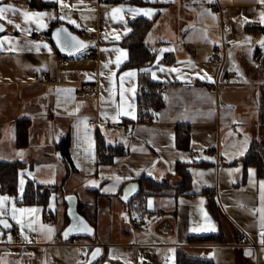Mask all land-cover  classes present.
<instances>
[{"label":"crops","instance_id":"0c3cea01","mask_svg":"<svg viewBox=\"0 0 264 264\" xmlns=\"http://www.w3.org/2000/svg\"><path fill=\"white\" fill-rule=\"evenodd\" d=\"M44 1L52 7L30 10L25 0L0 3L17 10L0 19L5 27L0 34V161L24 164L17 192H0V219L12 225H0V264H84L96 247L104 264L153 263L146 254L156 249L158 264H264V178L254 166L244 175L236 162L253 141L264 152V126L258 123L264 105V37L246 29L264 26V3ZM136 18L152 22L145 44L155 60L140 70H120L128 58L120 42ZM58 26L77 38L70 52L59 51L52 41ZM222 48L220 66L212 56ZM142 73L164 84V105L147 122H137ZM214 82L220 83L216 90L206 85ZM77 89L90 95L79 96ZM21 119L31 124L28 145L18 149ZM180 128L189 134L184 149L175 143ZM98 133L126 154L110 164L97 163ZM64 137L70 142L69 172L56 150ZM177 164L185 167L190 185L175 194L181 183ZM66 174L63 192L96 209L94 240L64 237L68 219L59 196L52 194L47 206L57 217L53 223L43 220L42 206L23 204L27 180L52 185ZM142 175L167 181L171 188L146 195L138 213L129 207L138 193L127 200L123 193L133 183L139 192ZM210 196L217 214L208 204ZM203 236L212 238L198 242Z\"/></svg>","mask_w":264,"mask_h":264},{"label":"trees","instance_id":"16d2710c","mask_svg":"<svg viewBox=\"0 0 264 264\" xmlns=\"http://www.w3.org/2000/svg\"><path fill=\"white\" fill-rule=\"evenodd\" d=\"M16 1V0H4ZM108 3H132L138 4L142 0H104ZM27 7L30 10H44L52 7V4L44 0H25ZM131 31L126 35L120 42V45L128 50L127 61L122 65L120 70L124 69H143L150 66L155 60V53L151 51L145 44V37L151 28L152 22L144 18H136L131 20ZM248 31L256 32L264 37V26H248L246 28ZM138 88L139 93L137 97V122H147L152 119L163 107V91L164 84L160 82H155L150 80L147 74H140L138 78ZM262 97L264 98V87L262 88ZM258 123L264 126V105L259 109L258 112ZM30 120L21 119L16 122V148L22 149L28 145L29 141V128ZM176 147L179 149L187 148L189 145V134L184 132L182 128L177 130L176 133ZM69 137H64L61 139L59 144L56 146V150L60 152V155L64 158L65 164L67 165L68 172L73 170L72 164L69 157ZM254 146L247 152V154L236 162H239L243 166L244 175L248 167L254 166L257 171V176L264 178V152H262L261 146L256 141L252 143ZM95 151H96V162L100 164H110L116 156L126 154V149L118 144H109L101 136V134L96 135L95 141ZM24 167L23 163L14 161H0V192L7 194H15L17 192L18 182L20 178L21 168ZM176 172L181 179V183L175 189V194L181 193L189 188L190 176L185 170V167L181 164L176 165ZM68 174H66L60 183H55L52 185H41L36 183L34 180H27L25 183L24 191L22 194L23 204L25 205H36L43 207V220L45 222L49 221L53 223L57 220L55 214L53 215L47 210L49 198L52 194H55L61 198V202L65 203L64 197L68 194L63 192V185ZM140 190L138 194L130 201L129 207L131 205V210H136L140 213L144 207V198L150 193H157L165 189H170L171 185L167 181L156 182L147 175H142L137 179ZM149 187L152 192H145L144 188ZM76 210L77 213L86 221V223L95 229L97 213L96 209L91 204L83 203L79 201L76 196ZM133 201L136 203L133 205ZM208 204L212 208L215 214L216 207L215 201L210 196L208 199ZM67 214V213H66ZM67 225L69 224V218L67 216ZM90 236L86 237H71L68 240L73 241L75 239H88ZM93 237V238H92ZM94 240V236L90 237ZM212 236H203L198 238V242L209 241ZM209 264L207 262H197L193 261L192 264ZM94 264H104V259L98 257Z\"/></svg>","mask_w":264,"mask_h":264},{"label":"water","instance_id":"95a60500","mask_svg":"<svg viewBox=\"0 0 264 264\" xmlns=\"http://www.w3.org/2000/svg\"><path fill=\"white\" fill-rule=\"evenodd\" d=\"M4 0H0V3ZM0 26L5 29L3 24L0 22ZM4 32L0 31V34ZM72 32L66 26H58L52 30V41L56 48L62 52H70L73 47H75L76 39ZM60 156L59 153H57ZM137 185L135 183L128 185L123 193V197L125 200L129 199L132 196H135L138 193ZM65 203L67 205L66 213L69 218V224L66 226L64 230V237H86L93 235L94 229H92L86 221L77 213L76 206V196L74 195H66L64 197ZM5 224L7 227H12L11 223L8 219H0V225L4 228ZM101 251L100 247L94 248L88 256L87 261L84 264H94L99 257V252Z\"/></svg>","mask_w":264,"mask_h":264},{"label":"built area","instance_id":"2783aa9c","mask_svg":"<svg viewBox=\"0 0 264 264\" xmlns=\"http://www.w3.org/2000/svg\"><path fill=\"white\" fill-rule=\"evenodd\" d=\"M36 42L40 43L42 40H43V34L41 32H38L37 33V36H36ZM224 52H225V49H217L214 53H213V56H212V59L214 62H216L217 64H219L220 66H222V63H223V55H224ZM62 62H66V59H63ZM221 68V67H220ZM233 75L232 72H227V77L228 78H231ZM219 82H214L213 84H209L207 83L206 85L208 87H212L214 88L215 90L219 87ZM77 95H82L84 98H87L89 95H90V91H87V90H82V89H77ZM89 123H93V121H89ZM138 223L137 222H134L133 226L135 227ZM250 246H255L254 243H249ZM264 246V245H263ZM80 260H84L83 257H80ZM148 264H153V263H148Z\"/></svg>","mask_w":264,"mask_h":264},{"label":"snow or ice","instance_id":"6c2138e0","mask_svg":"<svg viewBox=\"0 0 264 264\" xmlns=\"http://www.w3.org/2000/svg\"><path fill=\"white\" fill-rule=\"evenodd\" d=\"M261 3H264V0H260ZM17 11L16 9H14L11 5H6V6H0V19H6V13L8 12H15ZM113 11H119L118 9H114ZM25 15H27L25 13ZM262 16H264V14H262ZM9 23H11L12 21L9 20L8 21ZM262 22H264V19H262ZM17 28H19L20 26L19 25H16ZM3 27L0 26V31H3ZM75 39V38H73ZM79 46H83V45H79ZM106 66V65H105ZM21 211H24V209H21ZM8 225L5 224V227H7Z\"/></svg>","mask_w":264,"mask_h":264},{"label":"rangeland","instance_id":"374dc122","mask_svg":"<svg viewBox=\"0 0 264 264\" xmlns=\"http://www.w3.org/2000/svg\"><path fill=\"white\" fill-rule=\"evenodd\" d=\"M263 100H264V98H263ZM60 200H61V198H60ZM142 229H143V227L140 230H142ZM158 251H159V249H156L155 251H151V252H148L146 254L149 258H151L150 261H153V263H156V264L159 263V260H158L157 255H156L158 253Z\"/></svg>","mask_w":264,"mask_h":264}]
</instances>
